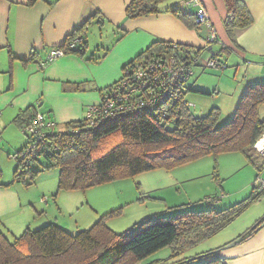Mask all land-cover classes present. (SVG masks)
<instances>
[{
  "label": "trees",
  "instance_id": "1",
  "mask_svg": "<svg viewBox=\"0 0 264 264\" xmlns=\"http://www.w3.org/2000/svg\"><path fill=\"white\" fill-rule=\"evenodd\" d=\"M33 1L27 0L26 4L31 5ZM164 1L166 0H130L125 6V16L135 18L165 10L174 14L184 25L194 29L206 40V30L203 27L206 32L204 33L201 29L202 25L195 22V10L190 12L179 7L164 8L160 6ZM180 2L185 5L190 4L191 0H179ZM223 3L226 8L223 25L230 43H224L217 35V38L213 41L207 40L203 46L156 40L125 63L122 70L130 71L135 65H146L158 54L173 52V43H176L174 50L181 49L186 53V55L180 54V59L186 63V66L190 65L192 68L195 63L201 65L199 58L207 52L206 50L211 49L212 43L218 42L221 48L212 54L216 61L215 66L205 67L225 66L216 59L217 56L221 55V50L229 52L234 49L231 46L236 45L237 32L248 27L253 22V17L243 0H223ZM90 17L66 37L61 46L67 52L85 56L88 49L86 33L89 24L93 21L101 23L102 19L101 16ZM118 34L114 41L121 37V33ZM75 38H78V41L71 48L70 43ZM107 50L104 48L101 54L89 52L87 60L99 62L104 57V51ZM8 55L11 60L15 58L9 48ZM33 57L30 53L27 58L20 60L26 62L33 60ZM126 74L123 72L118 80L104 88H97L100 98ZM192 74L183 75L179 80L181 83L175 86L173 94L154 108L147 104L152 96L148 91L151 85L147 84L123 101L126 105L140 101L145 107L119 113L92 126H88L87 119L81 118L64 124V129L61 130L53 127L46 133L42 149L33 162L23 165L17 160L14 179L23 180L26 173L33 178L37 171H32L30 166L39 156H43L50 167H57L58 190H85L116 179L130 178L144 171L156 168L170 170L205 155L216 157L219 153L231 151L241 152L260 168L257 161L259 159L264 161V158L256 152L254 144L264 131V120L258 118V107L264 102V83L247 86L231 119L218 125L220 111L217 106L211 107L201 116H195L190 112L184 94L190 89L185 86V81ZM86 87L82 82L64 85L65 89L71 90H82ZM33 111L32 106L21 110L14 117V122L22 125ZM168 122H173V126L168 127ZM73 128L79 129L77 132H72ZM18 153L20 151L14 152L13 155ZM257 177L252 183V194L246 199L219 207L221 209H214L221 197L205 196L198 209L188 207L184 209L185 204H180L174 212L144 217L136 221L131 229L122 232H114L105 224V218L119 213L121 206L111 209L91 227L76 233H71L55 223H47L37 229L25 228L18 235L9 231L0 232V264H138L164 247L171 249L170 258L175 257L173 260L169 263L167 260H149L144 264H213L220 261V258L198 262L202 255L211 254L212 251H205L193 257H181V255L187 248L222 230L251 200L260 197L264 187L259 189ZM8 185L9 183L0 182V187ZM142 196L149 197L143 193ZM170 207L167 206L166 209ZM263 223L264 216L227 243L247 239Z\"/></svg>",
  "mask_w": 264,
  "mask_h": 264
},
{
  "label": "crops",
  "instance_id": "2",
  "mask_svg": "<svg viewBox=\"0 0 264 264\" xmlns=\"http://www.w3.org/2000/svg\"><path fill=\"white\" fill-rule=\"evenodd\" d=\"M129 1L34 0L31 5H27V0H0V129H6L17 113L29 106L34 108L33 113L43 112L55 120V127L83 118L88 106L98 103L99 91L94 88L93 82L100 89L109 85L112 79L113 83L118 79L119 69L156 40L192 46L205 44V39L171 12L164 10L135 18L126 17L125 6ZM199 1L204 6L216 35L224 43H230L223 25L226 14L223 0ZM243 1L252 14L253 22L237 32L236 45L232 44L231 47L241 61L252 62L251 57H264V0ZM176 2L168 0L164 8L179 7ZM190 4L196 10V6ZM90 16H101L102 19L101 23L93 21L89 24L85 56L67 52L43 65L42 61L48 51L54 47H62L66 37L82 26ZM99 25H108L110 31L103 44L91 43L98 41V38L99 41L102 40V28ZM118 33H121V37L114 41ZM8 48L15 56L12 60L9 58ZM104 48L108 50L104 51L103 62L98 64L102 59L99 62L87 60L89 52L101 54ZM30 53L34 56L33 60H20L27 58ZM80 82L87 87L92 83L93 87L82 90L64 88L65 84ZM17 137L13 141L10 138L7 140L10 143L20 141L19 149H14V152L20 151L25 145L23 136ZM8 186L0 187V229L8 226L7 230L12 234H19L31 219L32 212L26 205L27 201L24 203L28 198L21 195L18 187L20 184L9 182ZM150 192L145 190L143 194L148 195ZM25 193L29 195L26 190ZM169 204L171 203L164 204V209ZM226 204L228 201L222 197L217 206L223 207ZM245 209L246 207L242 212ZM4 219L7 225L2 222ZM242 232V225L239 224L230 233L229 239L219 235L215 245L206 250L212 253L202 255L198 262L220 258V261L213 264H264V223L247 239L227 243ZM147 261L148 258L138 264Z\"/></svg>",
  "mask_w": 264,
  "mask_h": 264
},
{
  "label": "rangeland",
  "instance_id": "3",
  "mask_svg": "<svg viewBox=\"0 0 264 264\" xmlns=\"http://www.w3.org/2000/svg\"><path fill=\"white\" fill-rule=\"evenodd\" d=\"M176 1L182 10H195L191 4L186 6V4L179 3V0ZM166 3L168 0L162 2L160 6L164 7ZM100 27L102 28L100 31L102 40L99 41L98 38V41L91 43L103 44L105 42L104 39L110 27L108 25ZM201 29L206 33L203 26ZM220 48L221 45L218 42L211 44L214 52ZM208 56V52L203 53L204 58ZM216 59L225 66L202 68L199 63L192 65L193 74L185 81V86L190 89L185 92L184 100L188 103L190 112L195 116L204 115L211 107L217 106L220 111L217 121L219 125L231 119L235 105L247 86L264 83V57H251L252 62H245L241 61L235 52L221 50V55H218ZM101 62L103 58L98 64ZM122 73L123 70L120 68L117 74L118 79ZM111 81L113 79L110 80V84ZM93 84L97 89L98 86L94 82ZM92 87L91 83L87 89ZM258 118L264 120V102L258 107ZM167 126L172 127L173 122H168ZM56 129H64V125ZM15 136H23L24 142H27L22 125L14 122L13 118L6 129H0V182L20 184L18 187L21 195L28 198L24 200V203L27 201L26 205L32 212L31 219L24 226L30 229H37L47 223H55L71 233H76L81 229L91 227L106 212L121 206L119 213L105 218V224L114 232H122L131 229L136 221L144 217H155L174 212L180 204H185L184 209L187 207L198 209L199 204L203 203L202 197L205 196L223 197L225 201H228L226 206L246 199L252 194V183L257 176V181L264 184V161L261 159L257 161L260 166L258 168L241 152L231 151L219 153L216 157L205 155L170 170L156 168L144 171L130 178L116 179L85 190H58V169L55 166L50 167L49 162L43 156H39L37 161L30 166L32 171H37L33 178L26 173L23 180L14 179L17 160L12 154L14 149H19L20 141L10 143L7 140L10 138L13 141ZM145 190L151 191L148 195L145 194L149 197L142 196ZM166 203H171L168 207H173L164 210ZM213 208L221 209L218 206ZM263 215L264 192L260 194V197L251 200L246 209L229 225L197 245L187 248L181 257H193L195 254L205 252L215 245L219 235H223L224 239H229L230 233L237 225L241 224L242 231H244L253 225L255 219ZM2 222L7 225L6 219ZM7 227L0 229V232L9 231ZM170 255L171 249L164 247L149 255L148 261L160 259L167 260L169 263L175 258H170Z\"/></svg>",
  "mask_w": 264,
  "mask_h": 264
},
{
  "label": "built area",
  "instance_id": "4",
  "mask_svg": "<svg viewBox=\"0 0 264 264\" xmlns=\"http://www.w3.org/2000/svg\"><path fill=\"white\" fill-rule=\"evenodd\" d=\"M196 6L195 11V22L202 25L207 32L206 41H213L216 37V32L209 21L208 14L199 0H191ZM78 38H75L70 43V47H74L77 43ZM176 43H173V52L158 54L152 57L151 60L144 66L135 65L134 69L130 71L124 70L127 73L126 76L119 81L114 86L110 87L107 92L103 93V96L99 99L98 103L91 104L88 106L84 113L85 119L88 120V126H92L98 121L105 120L107 118L118 115L119 113H124L129 110H137L141 107H145L142 102L137 101L135 103L124 104V99L137 91L146 87L147 84L151 85L148 91L152 94L150 101L147 103L151 108H154L162 100L170 97L175 86L181 83L183 75L192 74L191 66L187 65L180 59L181 55H186V53L181 50H174ZM209 53L208 57H200L199 62L202 67L204 66H215L216 61L212 57L215 53L211 49L206 50ZM67 50L64 47H54L51 48L46 58L42 61V64H47L48 62L64 55ZM123 74V73H122ZM131 110V111H132ZM56 126L55 120L49 118L43 112L36 111L32 113L30 117L25 119L22 124V129L27 137V142L20 150V153L14 154L13 157L18 161H21L23 165L33 162L34 159L40 153L42 146L44 144L45 136L48 130ZM79 128L71 129L72 132H77ZM254 149L260 156L264 158V131L261 133L260 137L254 144ZM20 171V169H18ZM259 189L264 187V184L259 181L257 184Z\"/></svg>",
  "mask_w": 264,
  "mask_h": 264
},
{
  "label": "clouds",
  "instance_id": "5",
  "mask_svg": "<svg viewBox=\"0 0 264 264\" xmlns=\"http://www.w3.org/2000/svg\"><path fill=\"white\" fill-rule=\"evenodd\" d=\"M196 11V10H195ZM205 45V44H204ZM203 46V45H202ZM17 160V159H16ZM18 162V161H17ZM17 167V166H16Z\"/></svg>",
  "mask_w": 264,
  "mask_h": 264
}]
</instances>
